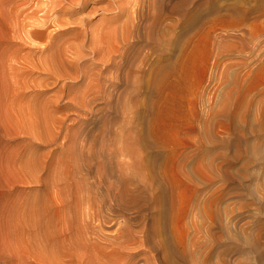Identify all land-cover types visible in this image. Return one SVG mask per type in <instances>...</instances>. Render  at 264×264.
<instances>
[{"label": "bare ground", "instance_id": "bare-ground-1", "mask_svg": "<svg viewBox=\"0 0 264 264\" xmlns=\"http://www.w3.org/2000/svg\"><path fill=\"white\" fill-rule=\"evenodd\" d=\"M90 1L95 4L89 7ZM200 1L20 0L16 5L17 36L43 52L17 56L19 90L13 106L21 110L32 140L59 137L68 114L59 117L56 110L86 107L104 122L106 111L126 109L125 95L142 94L145 112L142 127L133 128L135 135L123 133L128 138L123 136L122 144L107 141L110 131L107 142L98 141L101 128L96 136L90 129L82 131L80 142L62 145L64 166L51 160L53 155L49 160L36 155L30 140L19 162L21 179L45 180L50 198L24 199L20 205L23 264H169L171 258L185 259L186 246L176 227L181 202L172 170L176 164L167 163L153 115L160 98L191 74L186 69L193 70L194 50L220 44L200 37H208L215 25L225 37L229 20L246 14L241 0H207L209 5L198 9ZM99 9L115 11L117 18L91 25ZM38 70L47 78L40 79ZM52 78L66 81L59 85ZM51 83L57 88L44 104L39 95L45 96ZM38 107H45V114Z\"/></svg>", "mask_w": 264, "mask_h": 264}, {"label": "rangeland", "instance_id": "rangeland-1", "mask_svg": "<svg viewBox=\"0 0 264 264\" xmlns=\"http://www.w3.org/2000/svg\"><path fill=\"white\" fill-rule=\"evenodd\" d=\"M19 2L0 0V264H23L18 248L22 201L50 198L45 180L25 183L19 170L21 156L32 145V134L27 135L29 128L22 124L21 110L13 106L19 90L17 56H43L17 36ZM241 4L246 14L240 20H229L225 37L219 25L208 37L199 36L220 44L194 50L193 70L186 69L191 74L161 97L154 111V125L161 129L167 148V163L176 164L172 170L181 197L176 227L186 246L185 259L171 258L169 264H264V0H241ZM208 5L201 0L198 9ZM95 14L90 19L95 26L117 18L115 11L99 9ZM118 23L116 20L115 26ZM36 75L40 79L48 76L43 70ZM62 81L66 80H59V85ZM52 88L57 87L51 83L45 96L39 95L44 104ZM143 100L142 94L125 95L122 104L126 109L106 111L104 122L86 107L56 110L53 113L59 117L67 112L65 125L55 140H32L36 155L45 160L53 155L51 160L64 166L61 147L71 140L80 142L81 132L89 129L94 135L106 133L101 132L98 136L104 137L97 136L98 141L110 138V143H124L128 135L123 133L135 135L134 129L142 127ZM38 108L43 113L45 107ZM70 129H78L79 135Z\"/></svg>", "mask_w": 264, "mask_h": 264}]
</instances>
